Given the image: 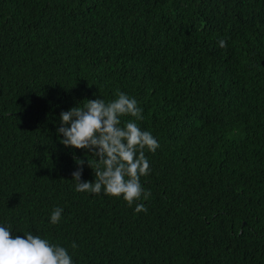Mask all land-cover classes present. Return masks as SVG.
Segmentation results:
<instances>
[{
	"label": "trees",
	"instance_id": "1",
	"mask_svg": "<svg viewBox=\"0 0 264 264\" xmlns=\"http://www.w3.org/2000/svg\"><path fill=\"white\" fill-rule=\"evenodd\" d=\"M118 92L159 144L131 207L76 192L57 135ZM0 226L73 264H264V0H0Z\"/></svg>",
	"mask_w": 264,
	"mask_h": 264
},
{
	"label": "clouds",
	"instance_id": "2",
	"mask_svg": "<svg viewBox=\"0 0 264 264\" xmlns=\"http://www.w3.org/2000/svg\"><path fill=\"white\" fill-rule=\"evenodd\" d=\"M219 47L225 48L226 41L221 39ZM81 103L60 113L57 129L61 145L88 153L87 166L94 173L93 181H82L85 159L74 156L75 191L122 197L129 207L141 199L148 200L151 192L140 183V178L150 173L145 152L155 153L159 144L151 132L142 130L137 123L144 118L142 108L122 92L109 102L98 98L83 101L80 106ZM122 117L133 119L122 123ZM62 212V208H55L50 223L58 224ZM135 212H147V208L137 203ZM76 247L73 243L72 248ZM0 264H73V261L64 247L31 233L13 236L8 228L0 226Z\"/></svg>",
	"mask_w": 264,
	"mask_h": 264
}]
</instances>
